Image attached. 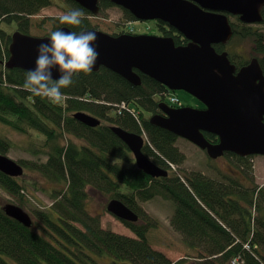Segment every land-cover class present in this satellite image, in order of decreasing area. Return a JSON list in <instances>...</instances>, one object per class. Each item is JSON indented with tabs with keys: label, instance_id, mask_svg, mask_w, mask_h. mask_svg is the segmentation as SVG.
<instances>
[{
	"label": "trees",
	"instance_id": "1",
	"mask_svg": "<svg viewBox=\"0 0 264 264\" xmlns=\"http://www.w3.org/2000/svg\"><path fill=\"white\" fill-rule=\"evenodd\" d=\"M64 1L66 11H84L83 24L70 28L61 24L59 17L50 18L53 31L95 29L88 11L72 0ZM51 4V0H0V128L29 138V150L36 159L18 163L26 172L54 185L49 195L51 204L44 211L33 212L31 229L7 217L0 208V264H99L95 258L102 256L109 258L110 264H185L186 259L172 263L148 242L149 231L158 223L140 203L155 198L173 204L169 226L182 244L196 253L199 261L193 264H264V187L255 184L250 163L253 157L226 153L234 170L219 178L184 171L181 167L186 155L175 145L177 137L149 123V116L160 114L159 105L167 103L162 85L139 74L141 85L133 86L100 68L90 75L74 77L73 85L62 89L66 99L55 103L24 89L26 71L6 69L11 34L2 27L13 25L14 31L29 35L31 17ZM113 6L110 0H100L98 15ZM124 13L131 20L127 25L136 21L127 11ZM237 21L231 23L230 42L250 40L255 53L252 58L264 70V33ZM259 24H264V12ZM157 26L177 46L187 44L174 29L160 22ZM122 34L134 35L121 28L112 36ZM214 48L217 53L226 52L221 45ZM230 55L237 69L248 63L245 58L234 61ZM121 103L127 104L137 118L128 113L118 116L114 106ZM76 113L94 117L101 125L87 127L73 118ZM111 127L138 135L143 130L150 144L144 146V154L168 170V176L152 179L138 170L131 152ZM204 136L210 143L218 142L213 135ZM12 147L0 134V155L5 156ZM27 185L33 192L38 190L32 179L23 181L0 173V189L19 205L28 201V194L35 200ZM93 194L108 201L119 200L138 216V223L122 222L134 237L101 227V216L87 210Z\"/></svg>",
	"mask_w": 264,
	"mask_h": 264
},
{
	"label": "water",
	"instance_id": "2",
	"mask_svg": "<svg viewBox=\"0 0 264 264\" xmlns=\"http://www.w3.org/2000/svg\"><path fill=\"white\" fill-rule=\"evenodd\" d=\"M96 16L100 0H72ZM127 11L136 21H156L177 31L186 45L177 46L170 37L148 35L112 36L97 29L99 58L93 72L105 68L133 86L141 85L139 74L159 83L169 91H183L205 108L171 109L160 104L164 116L152 115L150 125L183 138L206 151L211 160L226 153L240 158L264 156V75L257 59L239 70L230 62L227 52L217 53L214 46L232 38L230 17L245 25L262 22L264 0H110ZM70 31L68 28H61ZM49 37H34L15 32L8 47V70L28 71L34 68L39 44ZM52 78L58 79L55 69ZM73 118L96 128L101 122L85 113ZM113 134L128 148L138 170L152 179L166 178L168 170L147 157L146 139L138 134L112 127ZM204 134L214 135L217 143ZM0 173L13 179L24 175L23 167L0 155ZM4 214L31 229L30 215L12 204L2 207ZM106 211L126 223H138V216L121 201L107 202Z\"/></svg>",
	"mask_w": 264,
	"mask_h": 264
},
{
	"label": "rangeland",
	"instance_id": "3",
	"mask_svg": "<svg viewBox=\"0 0 264 264\" xmlns=\"http://www.w3.org/2000/svg\"><path fill=\"white\" fill-rule=\"evenodd\" d=\"M51 1V6L44 8L38 15L31 17L32 27L29 35L34 37L47 36L53 31V24L49 19L59 17L62 12H66L65 8H67L68 5L64 0ZM262 12L261 15L263 20ZM229 19L231 23H238L236 17H230ZM89 21L93 28L108 35L118 33L121 28H124L126 31L132 29L135 35L160 37L156 21H135L132 22V25H127L131 20L127 19L123 9L116 6L111 7L104 14L92 15ZM250 26H252L254 30L264 33V24H254ZM7 27L9 28H2L7 34L12 35L14 32L13 25ZM252 45L250 40L236 39L233 42L229 41L223 48L229 55L231 54L230 56L234 57V61H241L242 58L247 59L249 55H252L250 59L254 57L255 53ZM175 95L180 102L177 106L181 105L182 107H191L194 109L200 108L201 106L195 98L183 91H176ZM114 107L116 109V106ZM0 134L4 138H7L13 146L5 156L16 162L21 159H36V156H32L31 150H29V138L25 135H20L4 128H0ZM175 145L186 155V162L181 167L184 171H199L208 177L219 178L220 174H225V176L231 175L230 171L234 170V163L228 160L227 157L217 159L216 161L211 160L206 156L204 151L182 138H178ZM250 163L253 168L255 184L260 188L264 187V156H254L253 159L250 160ZM172 171H176L174 166L172 167ZM20 179L23 181L32 179L36 183V188L38 190L35 192L27 185L28 191L34 195L35 200L28 194L29 197L26 198L28 201L25 200L26 202L23 205H19L7 192L0 189V208L6 204L24 207L22 209L30 215L32 222H34L33 212L35 210L44 211V209L51 204L49 195L54 185L43 177L37 174L33 175L31 172H26L25 170L24 175ZM107 202L108 200L102 195L93 194L88 201L87 210L91 214L101 216V227L104 230H109L128 237H134V234L122 224V221L106 211ZM140 206L149 217L154 218L158 223V227L150 230L147 235L148 242L154 250L162 253L172 263L182 259L187 260L185 264H193L199 261L196 257V253L183 245L180 236L169 226L170 217L174 212V206L171 202L155 198L152 201L140 203ZM95 259L99 264H110V259L106 256L100 258L96 257Z\"/></svg>",
	"mask_w": 264,
	"mask_h": 264
},
{
	"label": "clouds",
	"instance_id": "4",
	"mask_svg": "<svg viewBox=\"0 0 264 264\" xmlns=\"http://www.w3.org/2000/svg\"><path fill=\"white\" fill-rule=\"evenodd\" d=\"M85 13L75 8L62 12L59 22L70 28H80ZM95 32L55 30L48 41L38 45L34 68L26 72L24 89L33 96L47 98L55 103L66 99L62 89L73 85L79 74L90 75L99 58ZM55 69L58 79L52 78Z\"/></svg>",
	"mask_w": 264,
	"mask_h": 264
},
{
	"label": "flooded vegetation",
	"instance_id": "5",
	"mask_svg": "<svg viewBox=\"0 0 264 264\" xmlns=\"http://www.w3.org/2000/svg\"><path fill=\"white\" fill-rule=\"evenodd\" d=\"M263 12H264V8H263V10H262ZM262 12V13H263ZM167 26V25H166ZM168 27V26H167ZM16 31H14L13 33H15ZM160 32V37H165L164 36V32H162V31H159ZM45 37H49V36H45ZM187 43H188V41H187ZM224 47V46H223ZM250 56H252V55H249V57L246 59L247 61H248V63L245 65V66H247L249 63H250V61L253 59L252 57V59H250ZM229 57V56H228ZM231 62V61H230ZM232 63V62H231ZM258 63H259V61H258ZM233 64V63H232ZM233 65H235V64H233ZM259 65H260V63H259ZM235 67H236V65H235ZM244 67V66H243ZM237 68V67H236ZM242 68V67H241ZM260 68H261V70H262V73H263V75H264V70L262 69V66L260 65ZM240 68H238V70H239ZM164 91H163V93H164V98L167 100V102L169 101V97L172 95V94H174L175 92H172V91H169V90H167L165 87H164ZM180 103V102H179ZM200 103V102H199ZM121 104H125V103H121ZM162 104V103H161ZM163 104H165L167 107H169V108H171V109H177V108H181L182 106L180 105V106H175V105H171V104H169V103H165V102H163ZM120 105V104H119ZM179 105V104H178ZM200 108H197V109H204L205 107L200 103ZM159 109V112H160V114H158V115H161V116H164V114H163V112H162V110L160 109V107L158 108ZM116 114L118 115V116H121L123 113H128L129 115H131L133 118H137L136 117V114L135 113H133L130 109H129V107H128V105L127 104H125L124 105V108H121V106H119L117 109H116ZM122 111V112H121ZM165 117V116H164ZM151 118V116H149V119ZM80 123V122H79ZM112 128V127H111ZM141 136H143L145 139H146V141H147V143L145 144V145H149L150 146V144H149V142H148V139H147V136H146V134L144 133V131L142 130L141 131ZM214 136V135H213ZM178 139V137L176 138V140ZM183 139V138H182ZM184 140H186V139H184ZM186 141H188V140H186ZM189 142V141H188ZM189 143H191V142H189ZM192 144V143H191ZM144 145V146H145ZM194 145V144H193ZM195 146V145H194ZM198 148V147H197ZM201 150V149H200ZM203 151V150H202ZM205 152V154H206V156H207V153H206V151H204ZM183 153V152H182ZM226 154H224V156H222L221 158H223V157H226L225 156ZM133 157V156H132ZM208 157V156H207ZM209 158V157H208ZM221 158H218V159H221ZM210 159V158H209ZM251 159H253V158H251ZM217 159H215L214 161H216Z\"/></svg>",
	"mask_w": 264,
	"mask_h": 264
},
{
	"label": "built area",
	"instance_id": "6",
	"mask_svg": "<svg viewBox=\"0 0 264 264\" xmlns=\"http://www.w3.org/2000/svg\"><path fill=\"white\" fill-rule=\"evenodd\" d=\"M130 31H132V30H130ZM169 104H171V105H178L179 104V99L177 98V96L175 95V94H172L170 97H169ZM124 105L125 104H120V105H118V106H116V109L119 107V106H121V108H124ZM122 112V111H121ZM233 264H235V261L233 262Z\"/></svg>",
	"mask_w": 264,
	"mask_h": 264
},
{
	"label": "bare ground",
	"instance_id": "7",
	"mask_svg": "<svg viewBox=\"0 0 264 264\" xmlns=\"http://www.w3.org/2000/svg\"><path fill=\"white\" fill-rule=\"evenodd\" d=\"M232 26V25H231Z\"/></svg>",
	"mask_w": 264,
	"mask_h": 264
}]
</instances>
